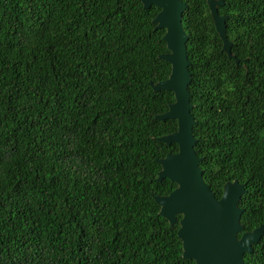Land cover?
I'll return each mask as SVG.
<instances>
[{
    "label": "trees",
    "instance_id": "obj_1",
    "mask_svg": "<svg viewBox=\"0 0 264 264\" xmlns=\"http://www.w3.org/2000/svg\"><path fill=\"white\" fill-rule=\"evenodd\" d=\"M203 180H238L264 218V0H224L228 57L205 0H182ZM160 7L141 0H0V264H195L161 215L157 159L176 143ZM236 58L238 62H236ZM244 253L264 264V235Z\"/></svg>",
    "mask_w": 264,
    "mask_h": 264
},
{
    "label": "snow or ice",
    "instance_id": "obj_2",
    "mask_svg": "<svg viewBox=\"0 0 264 264\" xmlns=\"http://www.w3.org/2000/svg\"><path fill=\"white\" fill-rule=\"evenodd\" d=\"M210 3V0H205ZM173 5L171 0L163 5L160 13L161 23L167 25V49L170 62V75L167 83L173 93L170 113L177 120V128L172 140L176 142L175 152L170 154L161 163L164 166V175L175 177L176 187L161 200L163 215L173 225L179 216L180 227L185 235L182 238L185 255L186 244L189 248L197 246L202 253H215L226 264H238V257L245 249H250L252 243L264 235V218L258 223L250 219H242V212L237 206L240 190L235 183L225 181L218 190L210 188L203 180L201 170L202 160L198 159L193 150L196 141L191 137V118L186 103V90L189 83L186 71L185 52L181 35L173 27ZM183 125V126H182ZM171 143V141L169 142ZM229 185L230 187H226ZM196 192L198 202L196 206L190 202V194ZM176 194L175 197L173 194ZM204 215L215 221L214 227H209L201 234H196L192 228L193 218ZM259 230V231H258ZM195 261L197 262V258Z\"/></svg>",
    "mask_w": 264,
    "mask_h": 264
},
{
    "label": "water",
    "instance_id": "obj_3",
    "mask_svg": "<svg viewBox=\"0 0 264 264\" xmlns=\"http://www.w3.org/2000/svg\"><path fill=\"white\" fill-rule=\"evenodd\" d=\"M141 1L143 3L144 8H147L150 5H156V6L160 7L159 12L156 14V16L153 18L152 21L154 23H156V26H155L156 28H164L165 29V32L163 34V39L165 40L166 47H167V41L165 39V37L168 34L167 30H166L167 29V25H163L162 26L160 13L163 11V5L168 3L169 0H141ZM171 3L173 5V10H174L173 21H172L173 22V27L181 35V38L183 40V47H184V52H185V62H186V71L188 73L189 83H190V81H191V73H190L189 68H188L190 62H189L188 57H187V47H186V41H187V38H188V34L186 33L185 29L183 28V23H182V13H183V11L186 8V4L182 0H171ZM223 3H224V0H210V3H207V4L209 6L210 13H211L215 28H216L220 38L222 39V43H223L222 49H223V51H225L227 53L228 57L235 58L232 55V53H231V42L228 40V38L226 36V24H225L226 16L221 15L218 12V6L222 5ZM168 55H169V52L166 51V52L160 54V58H162V59L166 60L167 62H169L168 59H171V58L168 57ZM236 62H238L237 58H236ZM168 77L166 79H164V80L158 81L157 83H154V84L150 83L152 88L155 91L170 90L169 88H167V87H169V84L167 83ZM188 84H187V90H186V103L188 105L190 118H191L190 132H191V137L196 141V138L193 135V124L195 123V120H194V117L192 116L191 111H190V109L192 108V104L190 103V93L188 91ZM170 108H171V103L169 104L168 109L165 112L158 114L156 117L158 119H166V118L175 119V117L172 116L174 113H170ZM175 132H176V130L174 132H172V133L159 136L158 139L163 141L166 144H170L169 143L170 141H171V143L175 142L174 140H172V136L175 134ZM194 144H193V150L195 151ZM172 153H174V152H168L165 157L157 159L158 163H160V165H161V169L158 172L157 180L160 181L163 178H168V179H170L171 181H173V182H175L177 184V182L174 180L175 177H173V179H172L171 176L164 175V173H163L164 166L161 163L162 160L166 159ZM196 156H197L198 159L201 160V157H199L197 154H196ZM227 182L235 183L237 185L238 189L240 190V196H239V200H240L242 195L246 192L244 184L239 182L238 180L227 181ZM226 187H230V186L226 185ZM171 191L168 194H166V195H155L154 196V199H155L156 203L160 205V213H161L162 216H164L163 215V206H162V204L160 202L167 195H169L171 193ZM175 195L176 194L174 193L173 196L175 197ZM239 200H238V202H239ZM190 202L193 204V206H196V204L198 202V197H197V194H196V192L194 190L190 194ZM238 202H237V206L241 210V212H243V208H241L238 205ZM164 217L169 221L170 224H173L175 222L174 219H173V221H171L167 216H164ZM179 224H180V221H179ZM214 226H215V221L208 219L207 217H205L202 214L201 215H197V216H195L193 218L192 228H193V231L196 234H198V235L203 233L209 227H214ZM262 228H264V226H262ZM177 235L179 236V238L182 241L181 237H183L185 235L184 230L183 229L181 230L180 235H179V232L177 231ZM261 236L259 237V239L261 238ZM259 239L255 240L253 243L258 242ZM252 250H253L252 245H251L250 249H245V251L242 254H240L239 257H238V264H245L244 257H243L244 253L245 252H251ZM182 254H183L184 257L191 258L194 261H195L194 257H196L197 258V262L195 261V264H226V262L221 260V259H219L215 253L204 254V253H202L201 249L199 247H197V246H193L192 248H189L188 245L186 244L185 255H184V252H182Z\"/></svg>",
    "mask_w": 264,
    "mask_h": 264
}]
</instances>
